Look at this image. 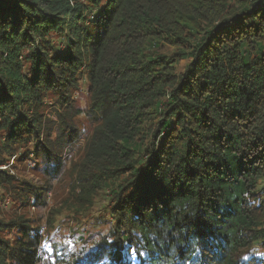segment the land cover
Wrapping results in <instances>:
<instances>
[{
  "label": "trees",
  "instance_id": "trees-1",
  "mask_svg": "<svg viewBox=\"0 0 264 264\" xmlns=\"http://www.w3.org/2000/svg\"><path fill=\"white\" fill-rule=\"evenodd\" d=\"M83 80L86 109L73 97ZM79 115L93 130L72 167L73 206L118 190L132 228L90 264H264V0H0V138L7 149L36 140L49 186L16 187L22 207L46 205L62 169L38 141L46 122L56 118L63 150ZM15 182L0 171L5 191ZM26 222L12 246L0 229V264H49Z\"/></svg>",
  "mask_w": 264,
  "mask_h": 264
},
{
  "label": "rangeland",
  "instance_id": "rangeland-1",
  "mask_svg": "<svg viewBox=\"0 0 264 264\" xmlns=\"http://www.w3.org/2000/svg\"><path fill=\"white\" fill-rule=\"evenodd\" d=\"M70 1L72 5L75 3V0ZM47 40H50L52 45L61 46L62 34L51 32ZM29 47L23 48L19 56L26 72H28L29 64L27 61L23 62L25 60L23 57L28 55ZM174 50L173 47H166L165 53L170 54ZM183 65L185 62L182 63L180 69L183 68ZM73 97L76 98L75 104L77 106L82 109L87 108L89 98L86 80L80 82L79 90ZM47 101V108H50L53 102L50 99ZM21 107L24 110L28 109L24 106ZM52 119L54 120L49 121V123L46 122L45 136L43 134L38 141L46 143L52 151L62 155V158L58 159L62 169L58 177L49 179L51 191L44 198L46 205L40 203V205L35 206L36 208L22 207L23 199L16 188L18 186L22 188L26 184L39 189L49 187L43 182L46 181L43 172L45 161L38 159L33 152L36 140L33 139L29 144L12 145L10 149H7V146L4 147V138L2 136L0 138V171L3 167V171L11 174L16 180V184L7 186V191L3 186L0 187L2 190L0 194V229L5 226L4 233L1 232V235L12 246L11 243L21 235L18 232V226L27 221L26 226L35 228L43 237V243L39 246V255L43 256L45 263L50 264L54 257L62 259L69 252V264L75 262V255L79 257L80 262L90 264V261L87 260L94 255L91 252L96 247L107 239H113L114 235L117 237L129 236L128 231H131L132 228L123 224V219L117 213L119 210L117 207L119 204L118 190H116L117 194L107 187L98 190L93 206L88 209L73 206L72 200L76 197L78 187L73 180L75 175L72 167L82 156L86 139L91 134L93 125L86 115L77 116L74 119L73 129L71 128V132L75 131L76 133L75 139L69 143L62 142L63 150H61L55 145L60 125L54 122L55 117ZM48 133L51 135V141L46 139ZM258 189L261 191L260 196L264 199V182L260 184ZM122 228H126V231H122ZM132 234L131 239L135 236L134 229ZM253 250L262 251L257 244ZM128 253L129 251L126 250V254ZM131 261L135 263L132 259Z\"/></svg>",
  "mask_w": 264,
  "mask_h": 264
},
{
  "label": "snow or ice",
  "instance_id": "snow-or-ice-1",
  "mask_svg": "<svg viewBox=\"0 0 264 264\" xmlns=\"http://www.w3.org/2000/svg\"><path fill=\"white\" fill-rule=\"evenodd\" d=\"M137 249L136 248H132V249H130V258L133 260V261H135L136 260V258H137ZM140 255H143V253H139Z\"/></svg>",
  "mask_w": 264,
  "mask_h": 264
},
{
  "label": "clouds",
  "instance_id": "clouds-1",
  "mask_svg": "<svg viewBox=\"0 0 264 264\" xmlns=\"http://www.w3.org/2000/svg\"><path fill=\"white\" fill-rule=\"evenodd\" d=\"M1 170H3V167L1 168ZM32 208H35V207H32ZM111 243V241H109Z\"/></svg>",
  "mask_w": 264,
  "mask_h": 264
}]
</instances>
